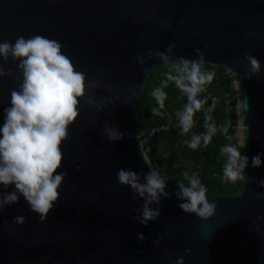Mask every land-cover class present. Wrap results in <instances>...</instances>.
I'll use <instances>...</instances> for the list:
<instances>
[{
    "label": "water",
    "instance_id": "obj_1",
    "mask_svg": "<svg viewBox=\"0 0 264 264\" xmlns=\"http://www.w3.org/2000/svg\"><path fill=\"white\" fill-rule=\"evenodd\" d=\"M165 20L172 27L161 31ZM36 34L58 40L76 69L99 81L89 95L106 107L97 113L81 101L80 117L62 144L58 172L68 176L46 222L23 196L0 211V264H176L178 257L185 264H264V163L251 167L254 156L264 161V0H0V42ZM173 42L169 61L147 57ZM197 49L205 53L203 64L232 75L238 144L247 139L241 149L249 158L247 180L235 192L207 194L217 209L205 220L179 207L177 187L160 174L170 196L153 205L160 219L145 226L133 212L144 201H133L135 193L119 184L117 171L131 168L143 179L150 164L159 172L139 130L140 101L154 68L179 65V57L198 60ZM245 53L261 62L260 76L248 79L236 67ZM138 54L145 56L143 65ZM0 63L17 74L0 78L2 126L20 81L15 61ZM105 123L124 139L109 142ZM16 216L25 223L15 224ZM137 233L146 239L139 241Z\"/></svg>",
    "mask_w": 264,
    "mask_h": 264
},
{
    "label": "clouds",
    "instance_id": "obj_2",
    "mask_svg": "<svg viewBox=\"0 0 264 264\" xmlns=\"http://www.w3.org/2000/svg\"><path fill=\"white\" fill-rule=\"evenodd\" d=\"M171 27V23L165 20L160 30ZM64 47L58 40L40 34L27 38L19 35L14 42H0V60L16 62L20 81L18 88L10 93V106L3 110V124L0 126V186H3V189L14 186L13 191H0V211L18 203L20 196H23L30 210L38 214L41 222L48 220L49 214L60 200L59 190L68 176L67 172H58L64 161L62 144L69 139L70 126L80 117L81 101L85 100L97 113L106 107V104L98 103L93 95H89V90L100 87L99 81H89L83 71H78L73 61L64 53ZM176 47L173 42L166 52L149 50L147 57H158L167 62ZM196 55L198 60L176 58L181 71L171 77L177 88L187 96V103L176 113L181 135L192 132L195 113L201 111L206 103L201 94L207 91V86L215 76L214 72L201 70L205 53L197 49ZM244 61H237L236 67L244 71L246 78L251 79L252 76L262 74L258 58L245 53ZM136 62L143 65L145 56L138 54ZM16 75L11 69L5 70L3 63H0V78ZM152 96L158 105L153 111L159 114V110L164 107L166 93L162 88H156ZM244 108L247 111L248 106L245 105ZM205 119L206 131L192 133L185 141L189 148L195 150L201 146L207 147L218 132L227 133V128L218 127L211 122L210 116ZM93 126L95 127V124ZM103 130L109 142L124 139V134L116 126L105 123ZM246 140L241 137L239 144L227 143L220 148L224 157V182H246L245 170L249 167V158L241 152V149L246 147ZM262 163L264 161L259 155L254 156L251 167L258 168ZM149 166L150 171L142 174L143 179L141 174L131 168H120L117 171L119 184L129 186L135 193L132 196L133 201L137 196L144 201L142 207L134 208L133 212L140 213L134 219L145 226L150 221L160 219V209L154 208L153 205L158 206L162 198L170 196L160 173L150 164ZM77 167L79 169L80 166ZM185 177L187 185L183 181L176 185L175 194L182 201L179 207L185 213L195 214L205 220L213 217L217 205L209 201L207 187L195 174L185 173ZM260 184L264 185V180H261ZM25 221L24 216L14 217L15 224L22 225ZM137 239L143 242L146 237L143 233H137ZM159 239L154 243L158 244ZM176 264H185L184 258L178 257Z\"/></svg>",
    "mask_w": 264,
    "mask_h": 264
},
{
    "label": "trees",
    "instance_id": "obj_3",
    "mask_svg": "<svg viewBox=\"0 0 264 264\" xmlns=\"http://www.w3.org/2000/svg\"><path fill=\"white\" fill-rule=\"evenodd\" d=\"M204 68L214 72L215 76L212 83L207 86V91L201 94V98L205 99L206 103L201 111L195 113V123L191 133L180 134L176 117L177 111L182 110L187 103V96L171 79L181 71L178 64L153 69L139 105V130L144 132L160 124H176L175 127L171 126L146 141L151 158L160 174L170 184L176 187L179 182L183 181L187 185L186 177H181L180 172L183 171L185 165H190L192 170L186 173L197 175L207 187V194L232 193L240 188L242 181L233 184L222 180L224 157L220 148L227 143L238 144L237 100L234 82L232 75L223 67L202 64L201 70ZM156 88H162L166 93L164 107L159 110V114L153 111L158 108L152 96ZM206 116H210L211 122L217 124L218 127H226L227 133L218 132L207 147L201 146L195 150L189 148L185 141L190 138L191 134L206 131L204 127ZM164 161L168 162L167 165H164Z\"/></svg>",
    "mask_w": 264,
    "mask_h": 264
},
{
    "label": "built area",
    "instance_id": "obj_4",
    "mask_svg": "<svg viewBox=\"0 0 264 264\" xmlns=\"http://www.w3.org/2000/svg\"><path fill=\"white\" fill-rule=\"evenodd\" d=\"M203 71H207L205 68L202 69ZM229 73V72H228ZM171 126H176V124H160V125H157V126H154L148 130H145L144 132H141L144 140H145V143L146 141H149L152 137H154L155 135H157L158 133L164 131V130H167L168 128H170ZM146 149L147 151L149 152V148H147L146 146Z\"/></svg>",
    "mask_w": 264,
    "mask_h": 264
},
{
    "label": "rangeland",
    "instance_id": "obj_5",
    "mask_svg": "<svg viewBox=\"0 0 264 264\" xmlns=\"http://www.w3.org/2000/svg\"><path fill=\"white\" fill-rule=\"evenodd\" d=\"M167 163H168L167 161H164V165H167ZM191 170H192V166H190V165H185L183 171L180 172V176H181V177H185V173H186L187 171H191Z\"/></svg>",
    "mask_w": 264,
    "mask_h": 264
}]
</instances>
